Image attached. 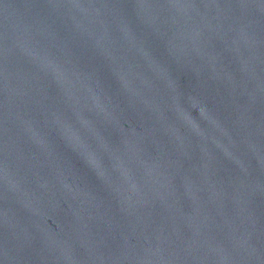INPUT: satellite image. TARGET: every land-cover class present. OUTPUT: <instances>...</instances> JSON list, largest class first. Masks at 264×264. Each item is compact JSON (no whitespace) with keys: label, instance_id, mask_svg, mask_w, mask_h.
Here are the masks:
<instances>
[{"label":"water","instance_id":"water-1","mask_svg":"<svg viewBox=\"0 0 264 264\" xmlns=\"http://www.w3.org/2000/svg\"><path fill=\"white\" fill-rule=\"evenodd\" d=\"M0 264H264V0H0Z\"/></svg>","mask_w":264,"mask_h":264}]
</instances>
